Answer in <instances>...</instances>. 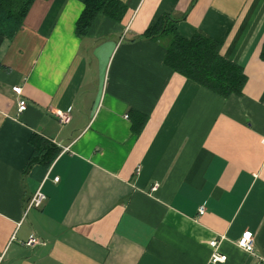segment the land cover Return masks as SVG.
Listing matches in <instances>:
<instances>
[{
	"label": "crops",
	"instance_id": "0c3cea01",
	"mask_svg": "<svg viewBox=\"0 0 264 264\" xmlns=\"http://www.w3.org/2000/svg\"><path fill=\"white\" fill-rule=\"evenodd\" d=\"M117 1L120 18L98 14L84 35L85 0H34L0 33V264H213L211 240L219 264H264V0ZM163 15L220 43L240 95L165 64L167 39L140 37ZM36 139L58 152L26 168Z\"/></svg>",
	"mask_w": 264,
	"mask_h": 264
},
{
	"label": "trees",
	"instance_id": "16d2710c",
	"mask_svg": "<svg viewBox=\"0 0 264 264\" xmlns=\"http://www.w3.org/2000/svg\"><path fill=\"white\" fill-rule=\"evenodd\" d=\"M34 0H0V33L12 36L21 27L22 20ZM125 7L117 0H85L76 30L78 35L87 33L98 14L120 18ZM141 38L167 39L165 64L173 71L183 75L212 92L227 97L240 95L246 81L242 67L220 53V43L209 36L196 32L191 38L182 36L176 29L175 21L169 15H163L153 26L147 28ZM261 55L264 57V44ZM38 140V141H37ZM36 139L35 149L26 168L35 161V155H43L41 161L49 165L58 152H49L48 147ZM50 153V154H49Z\"/></svg>",
	"mask_w": 264,
	"mask_h": 264
},
{
	"label": "built area",
	"instance_id": "2783aa9c",
	"mask_svg": "<svg viewBox=\"0 0 264 264\" xmlns=\"http://www.w3.org/2000/svg\"><path fill=\"white\" fill-rule=\"evenodd\" d=\"M12 91L17 95H21L22 94V87L19 85L12 86ZM17 109L19 112H22L26 109V102L24 99L20 98L18 100V108ZM70 111H71V106H69L64 111H56V117H57V120L60 124H65V123L69 122L70 116H71ZM260 141H261V144L264 146V134L262 135ZM60 147L62 148L63 151H66L68 149L67 146L61 145ZM54 180L57 181L58 177H55ZM45 200H46V195L42 191H40V189L36 190L34 192V194L25 202L24 211H23V218L26 216L29 209L40 207L44 203ZM203 211H204V207L200 206L199 207V213H202ZM42 243H43V241L36 238L35 236H30L24 242V244H26V245H35V244H42ZM236 243L240 248L244 249L245 251H247L249 253L255 252V246H254L255 238L247 232H244L238 238ZM216 244H217L216 240H211L209 242V245L214 249L212 254H211V258H210V261L213 264H219L225 260V256L223 254H220L219 252L215 251ZM256 264H260V263H256Z\"/></svg>",
	"mask_w": 264,
	"mask_h": 264
}]
</instances>
